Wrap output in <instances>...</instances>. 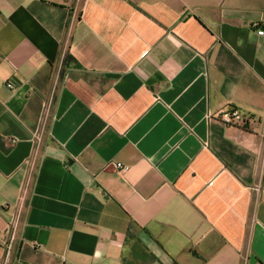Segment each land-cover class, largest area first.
<instances>
[{"label": "crops", "instance_id": "obj_1", "mask_svg": "<svg viewBox=\"0 0 264 264\" xmlns=\"http://www.w3.org/2000/svg\"><path fill=\"white\" fill-rule=\"evenodd\" d=\"M258 30L264 0H0L2 263L264 264Z\"/></svg>", "mask_w": 264, "mask_h": 264}, {"label": "built area", "instance_id": "obj_2", "mask_svg": "<svg viewBox=\"0 0 264 264\" xmlns=\"http://www.w3.org/2000/svg\"><path fill=\"white\" fill-rule=\"evenodd\" d=\"M259 35L264 33L263 30L257 31ZM11 87L10 84L7 85ZM221 120L224 124L229 126H237L242 129H249V127L254 124L255 119L253 116L242 113L238 108L231 107L221 116ZM117 167H121V164H116ZM7 249H10L9 244ZM0 264H3L0 260Z\"/></svg>", "mask_w": 264, "mask_h": 264}, {"label": "trees", "instance_id": "obj_3", "mask_svg": "<svg viewBox=\"0 0 264 264\" xmlns=\"http://www.w3.org/2000/svg\"><path fill=\"white\" fill-rule=\"evenodd\" d=\"M68 59H72V58H71L70 55L67 54V55L65 56V60H68Z\"/></svg>", "mask_w": 264, "mask_h": 264}]
</instances>
